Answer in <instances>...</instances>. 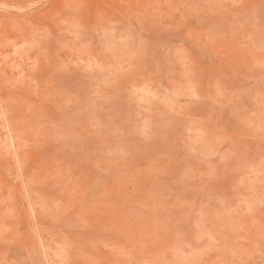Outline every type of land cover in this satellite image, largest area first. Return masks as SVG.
Here are the masks:
<instances>
[{
	"label": "rangeland",
	"instance_id": "374dc122",
	"mask_svg": "<svg viewBox=\"0 0 264 264\" xmlns=\"http://www.w3.org/2000/svg\"><path fill=\"white\" fill-rule=\"evenodd\" d=\"M0 264H264V0H0Z\"/></svg>",
	"mask_w": 264,
	"mask_h": 264
}]
</instances>
